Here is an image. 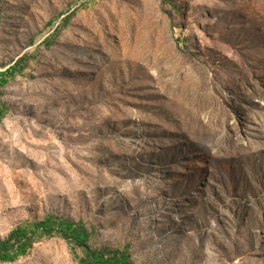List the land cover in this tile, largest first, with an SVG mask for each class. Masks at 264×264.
Here are the masks:
<instances>
[{
  "label": "rangeland",
  "instance_id": "374dc122",
  "mask_svg": "<svg viewBox=\"0 0 264 264\" xmlns=\"http://www.w3.org/2000/svg\"><path fill=\"white\" fill-rule=\"evenodd\" d=\"M24 54L0 239L55 214L135 264H264V0H0V68ZM74 253L52 237L0 264Z\"/></svg>",
  "mask_w": 264,
  "mask_h": 264
},
{
  "label": "trees",
  "instance_id": "16d2710c",
  "mask_svg": "<svg viewBox=\"0 0 264 264\" xmlns=\"http://www.w3.org/2000/svg\"><path fill=\"white\" fill-rule=\"evenodd\" d=\"M73 15L74 13L64 17L61 27L68 26ZM60 31L58 29L57 33ZM30 58V54H24L10 66L0 68V122L9 111L7 104L2 101L3 88L24 72ZM93 233L95 228L89 229L84 221H75L55 214L40 220L22 222L12 228L7 237L0 239V263L13 262L28 255L34 245L43 239L61 237L75 251L74 255L79 264H135L128 244L124 248H94L89 243ZM79 249L82 254L77 252Z\"/></svg>",
  "mask_w": 264,
  "mask_h": 264
}]
</instances>
